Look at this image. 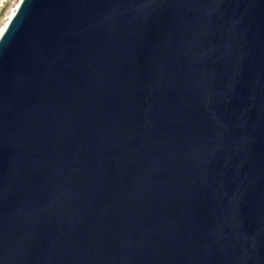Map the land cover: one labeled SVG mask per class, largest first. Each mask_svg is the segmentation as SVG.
I'll use <instances>...</instances> for the list:
<instances>
[{
    "label": "water",
    "instance_id": "95a60500",
    "mask_svg": "<svg viewBox=\"0 0 264 264\" xmlns=\"http://www.w3.org/2000/svg\"><path fill=\"white\" fill-rule=\"evenodd\" d=\"M0 264H264V0H20Z\"/></svg>",
    "mask_w": 264,
    "mask_h": 264
},
{
    "label": "built area",
    "instance_id": "2783aa9c",
    "mask_svg": "<svg viewBox=\"0 0 264 264\" xmlns=\"http://www.w3.org/2000/svg\"><path fill=\"white\" fill-rule=\"evenodd\" d=\"M19 2L20 0H0V31L4 23L12 17Z\"/></svg>",
    "mask_w": 264,
    "mask_h": 264
},
{
    "label": "bare ground",
    "instance_id": "6f19581e",
    "mask_svg": "<svg viewBox=\"0 0 264 264\" xmlns=\"http://www.w3.org/2000/svg\"><path fill=\"white\" fill-rule=\"evenodd\" d=\"M15 11V10H14ZM8 22L4 23V25L2 26L1 30L7 25ZM1 32V31H0Z\"/></svg>",
    "mask_w": 264,
    "mask_h": 264
}]
</instances>
